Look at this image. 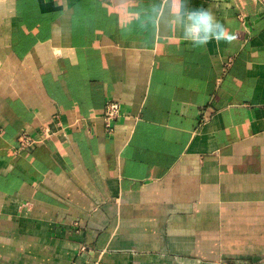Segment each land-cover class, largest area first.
Returning <instances> with one entry per match:
<instances>
[{"label": "crops", "instance_id": "crops-1", "mask_svg": "<svg viewBox=\"0 0 264 264\" xmlns=\"http://www.w3.org/2000/svg\"><path fill=\"white\" fill-rule=\"evenodd\" d=\"M184 2L0 0V264H264V3Z\"/></svg>", "mask_w": 264, "mask_h": 264}, {"label": "clouds", "instance_id": "clouds-1", "mask_svg": "<svg viewBox=\"0 0 264 264\" xmlns=\"http://www.w3.org/2000/svg\"><path fill=\"white\" fill-rule=\"evenodd\" d=\"M174 15L183 39L191 42L194 47L205 46L213 40L227 43L235 40V36L207 9L186 7L184 0H175Z\"/></svg>", "mask_w": 264, "mask_h": 264}, {"label": "built area", "instance_id": "built-area-1", "mask_svg": "<svg viewBox=\"0 0 264 264\" xmlns=\"http://www.w3.org/2000/svg\"><path fill=\"white\" fill-rule=\"evenodd\" d=\"M260 2L264 3V0H257ZM121 114V109L120 105L117 102H108L107 105L105 106L104 112H103V118L105 121V126L108 131L113 130V122L120 116ZM44 136L45 132L43 133ZM20 142V147L22 148H27L32 146L35 142H37V139L34 137L30 136L29 134H23L19 138Z\"/></svg>", "mask_w": 264, "mask_h": 264}, {"label": "rangeland", "instance_id": "rangeland-1", "mask_svg": "<svg viewBox=\"0 0 264 264\" xmlns=\"http://www.w3.org/2000/svg\"><path fill=\"white\" fill-rule=\"evenodd\" d=\"M243 263L244 264H262V263H251V262L250 263H247V262H244V261H243Z\"/></svg>", "mask_w": 264, "mask_h": 264}, {"label": "water", "instance_id": "water-1", "mask_svg": "<svg viewBox=\"0 0 264 264\" xmlns=\"http://www.w3.org/2000/svg\"><path fill=\"white\" fill-rule=\"evenodd\" d=\"M236 264H244L243 262H237Z\"/></svg>", "mask_w": 264, "mask_h": 264}]
</instances>
